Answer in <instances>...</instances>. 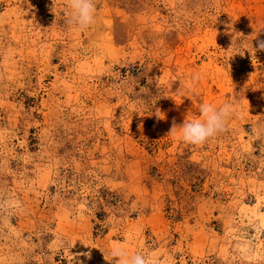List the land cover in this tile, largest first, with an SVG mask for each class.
Masks as SVG:
<instances>
[{"label": "rangeland", "instance_id": "1", "mask_svg": "<svg viewBox=\"0 0 264 264\" xmlns=\"http://www.w3.org/2000/svg\"><path fill=\"white\" fill-rule=\"evenodd\" d=\"M94 2L0 0V264H264V0Z\"/></svg>", "mask_w": 264, "mask_h": 264}, {"label": "clouds", "instance_id": "2", "mask_svg": "<svg viewBox=\"0 0 264 264\" xmlns=\"http://www.w3.org/2000/svg\"><path fill=\"white\" fill-rule=\"evenodd\" d=\"M65 11L67 12V24L78 30H87L96 21L97 6L94 0H67ZM253 50L264 51V39H256V46ZM199 79V74H196L190 78V83L195 85ZM237 104L238 101H233L214 107L212 104L201 103L198 119L185 120L180 125H177L173 120L169 134L176 135L179 132L180 139L184 143L203 146L227 130L228 121L236 114ZM160 116L164 118L163 113H160ZM78 255L90 258V253H79ZM110 257L111 259L108 260L110 264H160L159 258L155 255L149 258L144 254L137 253L129 257L127 252L119 246L111 250ZM77 264H81V262L77 261Z\"/></svg>", "mask_w": 264, "mask_h": 264}]
</instances>
